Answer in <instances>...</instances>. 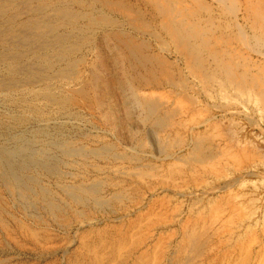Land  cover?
<instances>
[{"label": "rangeland", "instance_id": "1", "mask_svg": "<svg viewBox=\"0 0 264 264\" xmlns=\"http://www.w3.org/2000/svg\"><path fill=\"white\" fill-rule=\"evenodd\" d=\"M0 264H264V0H0Z\"/></svg>", "mask_w": 264, "mask_h": 264}, {"label": "bare ground", "instance_id": "2", "mask_svg": "<svg viewBox=\"0 0 264 264\" xmlns=\"http://www.w3.org/2000/svg\"><path fill=\"white\" fill-rule=\"evenodd\" d=\"M78 13V12H77ZM104 21V20H103ZM60 39V38H59ZM58 42V41H57ZM62 135V134H61ZM5 163V162H4ZM36 163V162H35ZM49 165V164H48Z\"/></svg>", "mask_w": 264, "mask_h": 264}]
</instances>
